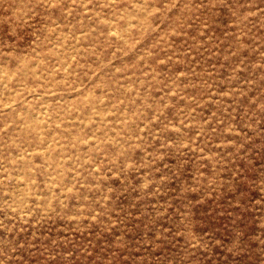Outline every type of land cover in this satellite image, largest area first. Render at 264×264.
Wrapping results in <instances>:
<instances>
[{
    "label": "rangeland",
    "instance_id": "rangeland-1",
    "mask_svg": "<svg viewBox=\"0 0 264 264\" xmlns=\"http://www.w3.org/2000/svg\"><path fill=\"white\" fill-rule=\"evenodd\" d=\"M0 264H264V0H0Z\"/></svg>",
    "mask_w": 264,
    "mask_h": 264
},
{
    "label": "bare ground",
    "instance_id": "bare-ground-1",
    "mask_svg": "<svg viewBox=\"0 0 264 264\" xmlns=\"http://www.w3.org/2000/svg\"><path fill=\"white\" fill-rule=\"evenodd\" d=\"M132 24V23H131ZM115 31H116V29H115ZM117 33V32H116ZM117 35V34H116ZM3 71V70H2ZM45 112V111H44ZM41 135V134H40ZM49 143V142H48ZM49 146V145H48Z\"/></svg>",
    "mask_w": 264,
    "mask_h": 264
}]
</instances>
